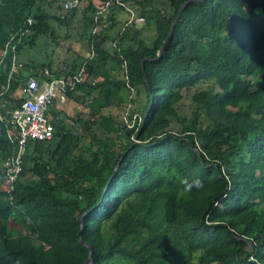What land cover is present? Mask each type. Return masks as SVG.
<instances>
[{
    "label": "trees",
    "instance_id": "16d2710c",
    "mask_svg": "<svg viewBox=\"0 0 264 264\" xmlns=\"http://www.w3.org/2000/svg\"><path fill=\"white\" fill-rule=\"evenodd\" d=\"M75 1L67 17L49 14L47 0H0V49L26 17L33 21L15 47L19 66L2 111L20 102L29 76L47 68L68 77L86 58L61 70L24 57L40 36L56 42L53 21H71L83 0ZM85 1L77 26L94 56L87 80L66 97L89 114L64 121L53 101L52 138L26 141L13 188L0 186V264H82L80 218L91 264H264V0L188 1L158 58L185 0H122L144 21L114 34L127 12L113 5L89 34L95 5ZM122 62L134 88L128 101ZM9 65L5 57L0 90ZM192 88L189 112L181 113ZM127 103L128 116L140 118L137 130L122 120ZM15 148L1 126L0 162ZM183 179L202 187L185 193Z\"/></svg>",
    "mask_w": 264,
    "mask_h": 264
},
{
    "label": "built area",
    "instance_id": "2783aa9c",
    "mask_svg": "<svg viewBox=\"0 0 264 264\" xmlns=\"http://www.w3.org/2000/svg\"><path fill=\"white\" fill-rule=\"evenodd\" d=\"M74 5L75 1L64 0L62 8L67 11ZM113 5L120 6L127 12L126 21L121 24L122 27L119 32L130 23L140 25L144 21L142 16L135 15L134 11L122 0H103L98 2L92 14L90 34L97 30L98 17L105 14ZM32 22L31 17H26L0 49V66H3L5 57H9L10 61L6 82L0 90V128L3 126L6 138L12 143L15 142L16 147L0 162V172L3 176V182L0 186L7 192L13 188L14 181L20 171L21 156L26 141L28 139L46 141L52 138L53 125L49 120L50 116L47 115L52 102L56 100L57 102H64L67 99V92L75 90L80 83L87 80L85 64L88 59L94 56L92 47L88 45L86 58H83L77 69L68 77H64L62 74L55 76L47 68H44L41 73H37V77L29 76L24 82L20 102L8 112L2 111L1 95L8 87V81L13 69L19 66L15 61V47L20 37L29 32ZM110 45L114 48L113 42ZM120 67L123 70L125 88L127 89L126 99L128 101L134 95V88L127 83L125 62H122ZM61 70H64V67ZM128 110L129 103L124 109L122 120L127 128L137 130L140 118L136 113L128 116ZM4 114L7 115L6 118H4Z\"/></svg>",
    "mask_w": 264,
    "mask_h": 264
},
{
    "label": "rangeland",
    "instance_id": "374dc122",
    "mask_svg": "<svg viewBox=\"0 0 264 264\" xmlns=\"http://www.w3.org/2000/svg\"><path fill=\"white\" fill-rule=\"evenodd\" d=\"M75 1V0H72ZM64 0H47V2H44L42 4V7L49 13V14H61L66 15L69 17L71 15V10L64 11L62 8ZM91 2L94 5H98V0H91ZM87 3L85 0L78 2L76 10L72 13V20L68 21L66 24L62 25L57 22L53 21V27H54V34L56 36V42L54 41L51 43L49 38H41L38 37V39L35 41L34 46L32 48V51L30 52L33 56L32 58L36 60V62H45L47 60H51L52 67L56 69L59 67L62 69L66 68V65H64V61H68V58L76 59L77 57H82V54L87 53L88 45L86 41V36L82 35L81 27L77 26L78 19L87 11L86 7ZM93 14V13H92ZM127 18V17H126ZM122 26L116 27V30H112L114 26L110 29L112 34H114L116 31L117 33L120 31ZM90 27H88V32L90 34ZM116 33V34H117ZM146 33L149 35L151 31L149 29L146 30ZM48 44V45H47ZM51 44V45H50ZM55 44V45H54ZM47 45V46H45ZM52 46L51 48L49 47ZM54 46V47H53ZM109 47L112 48V46L109 44ZM66 55L67 58H64L63 56ZM193 91V88L189 91L183 92V99L180 104V112L188 114L189 112V95ZM123 93V91H122ZM95 91L90 92L89 96V102L90 103H96V101H93ZM79 103L74 102L73 100L65 99L64 102H60L57 100L54 101L52 104V109L56 110V112L59 113L58 118L64 119L65 117H75L77 114H79L81 117L86 118L89 114V109L87 110L82 106L81 101H78ZM130 108V107H129ZM105 110H108L112 113L116 112V108L113 105H107ZM50 116L49 114H47ZM76 126V125H75ZM110 264H129L126 261L123 260H114Z\"/></svg>",
    "mask_w": 264,
    "mask_h": 264
},
{
    "label": "water",
    "instance_id": "95a60500",
    "mask_svg": "<svg viewBox=\"0 0 264 264\" xmlns=\"http://www.w3.org/2000/svg\"><path fill=\"white\" fill-rule=\"evenodd\" d=\"M188 1H200V0H185L183 3H181V5H180V7H179V9H178V12H177L176 17L173 19V21L171 22V24H170V26H169L168 33H167L166 37L164 38V40L162 41L161 45L159 46V48H158V50H157V55H156L155 58H158V57L161 56L162 49H163L164 45L166 44L167 40L170 38V35H171V29H172V27H173V24H174V22L177 20V18H178V16H179V14H180V12H181L183 6H184ZM147 59H149V58H147ZM142 61H143V59H141V61H140V65L142 64ZM121 158H122V155H121L120 159H121ZM120 159H119V160H120ZM119 160L117 161V163H116L115 166H114L113 173L116 171V168H117V166H118V164H119ZM84 214H85V213H84ZM81 230H82V222H81V218H80V226H79V229H78V231H77V233H76V235H77V237H78V238H77V242L80 243V244H82V245H84V246H86V247L88 248V255H87L86 259L83 261L82 264H91V247H90L86 242L82 241V240L79 238V234H80Z\"/></svg>",
    "mask_w": 264,
    "mask_h": 264
},
{
    "label": "crops",
    "instance_id": "0c3cea01",
    "mask_svg": "<svg viewBox=\"0 0 264 264\" xmlns=\"http://www.w3.org/2000/svg\"><path fill=\"white\" fill-rule=\"evenodd\" d=\"M76 2V1H75ZM95 8H96V5H95ZM118 17L119 18H124V14H118ZM116 27H118V23L116 24V25H114V28L113 29H111L112 30V33H113V31L114 30H116ZM110 30V31H111ZM111 42L110 41H105L104 42V44H103V47L106 49V51H112L113 49L112 48H107V47H109L108 45L110 44ZM33 48V47H32ZM32 48H30L29 50H27V49H25V52H24V54H25V60H27V58H29V59H32V55H31V51H32ZM85 56V54H82V57H84ZM64 58H67V56L66 55H64L63 56ZM68 60H72L70 57L68 58Z\"/></svg>",
    "mask_w": 264,
    "mask_h": 264
},
{
    "label": "clouds",
    "instance_id": "9594fccd",
    "mask_svg": "<svg viewBox=\"0 0 264 264\" xmlns=\"http://www.w3.org/2000/svg\"><path fill=\"white\" fill-rule=\"evenodd\" d=\"M8 39V38H7ZM6 39V40H7ZM5 43V42H4ZM4 45V44H3ZM3 47V46H2ZM1 47V48H2ZM181 183L183 184V192L188 193L191 192V190L195 187V188H200L202 187V182L199 180H193L191 182H189L187 179H183L181 180Z\"/></svg>",
    "mask_w": 264,
    "mask_h": 264
}]
</instances>
